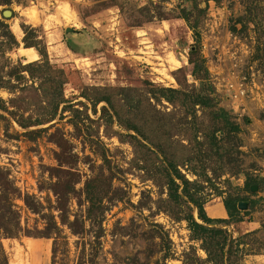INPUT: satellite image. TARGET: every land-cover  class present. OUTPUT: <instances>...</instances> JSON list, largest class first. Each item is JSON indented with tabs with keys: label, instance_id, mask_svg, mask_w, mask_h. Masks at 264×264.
Instances as JSON below:
<instances>
[{
	"label": "rangeland",
	"instance_id": "rangeland-1",
	"mask_svg": "<svg viewBox=\"0 0 264 264\" xmlns=\"http://www.w3.org/2000/svg\"><path fill=\"white\" fill-rule=\"evenodd\" d=\"M197 1L200 6L208 3L198 20L200 51L219 104L236 116L241 129L231 135L217 131L219 146L211 148L204 136L214 126L207 108L196 107V135L203 141L197 144L188 119L190 112L185 113L177 102L157 107L169 113L171 130L186 143L179 149L199 157L212 178L213 184L203 182L208 214L227 215L216 188L257 200L248 213L244 210L249 203L240 208L243 220L226 227L234 236L245 233L237 264H264V30L257 42L253 23L244 17V0ZM260 4L264 7V0ZM180 6L191 7L192 0H0L1 61L10 58L26 62L40 57L35 46L26 47L22 41L23 24L32 27L33 35L42 38L40 44H45L50 61L67 73V102L83 108L78 100L84 101L85 111L92 118L85 117L77 128L66 110L61 117L38 125L48 128L35 138H28L11 120L4 131L6 121L0 118V166L22 194L32 195L47 208L56 203L52 188L57 177L65 180L77 176L57 168L60 158L64 167L79 176L76 191L69 198L72 211L82 214L86 205L84 180L98 171L111 177V188L103 185L107 192L119 196L106 201L109 206L100 221L85 222V231L73 234L63 225L64 236L56 240L59 249L54 255L52 237L1 236L9 264H184L186 252L194 250L205 256L198 241L189 238L186 220L179 217L186 208L167 199L164 178L149 163V155L138 153L123 135L134 131L98 117L105 102L97 103L94 111L80 96L86 85L135 87L127 91L128 97H136L151 83L178 88L197 85L188 62L189 47L194 42L192 30L183 18L175 16ZM6 9L11 14H5ZM27 11L38 14L39 20L29 21ZM262 18L264 26V15ZM7 28L17 43L9 44L4 34ZM0 94L5 98L9 95L4 89ZM242 116L248 120L243 121ZM92 146L103 150L108 161L104 162ZM237 167L262 177L255 190L243 187L244 173L227 172ZM228 177L230 183L224 182L222 178ZM13 202L23 225L33 231L35 226H43L44 219L21 197L13 198ZM33 241L36 246L31 248ZM90 251H94L93 256Z\"/></svg>",
	"mask_w": 264,
	"mask_h": 264
},
{
	"label": "trees",
	"instance_id": "trees-1",
	"mask_svg": "<svg viewBox=\"0 0 264 264\" xmlns=\"http://www.w3.org/2000/svg\"><path fill=\"white\" fill-rule=\"evenodd\" d=\"M7 1L4 0V2ZM207 5L206 2L204 6H200L197 0H192L191 7L180 6L179 12L175 15L183 18L192 30L194 42L189 47L188 62L191 64L190 72L195 79H198L197 85L191 84L190 87L178 88L151 83L146 89L139 91L136 97L132 95L128 97L127 94L129 90H136L133 86L86 85L81 89L80 96L90 102L94 111L97 103L105 102L107 105H101V113L98 117H103L108 123L114 120L124 129L134 131V133L126 132L123 135L129 137V142L138 153L149 155V163L156 167L164 178L167 199L179 208L182 206L186 208L179 217L186 220L189 238L198 241V246L205 252V256H199L194 250L186 252L182 258L183 263L237 264V254L244 245L245 233L234 236L226 224L243 220V214L238 207L239 200L249 203V208L244 210V214L255 206L257 200L216 188L217 194L222 196L227 215L210 216L205 208L207 197L203 182L209 181L213 184L212 178L204 171L205 167L199 157H196L192 151L179 149L186 147V143L178 138L177 132L171 130L173 124L168 117L169 113L157 107V104H164V102L170 104L177 102L183 106L185 113L190 112L191 116L188 119L194 128L192 136L197 144H203V141L196 135V107L207 108L214 126L204 132V136L211 148L219 146L217 131L231 135L241 129L236 116L219 104L216 87L210 78L209 68L205 64V56L200 51L198 20L200 13L205 12ZM244 8V17L253 23L254 30L258 33H256L257 42H259V32L264 30L262 24L264 7L260 4V0H244ZM0 23H3L1 18ZM23 30V44L26 47L35 46L40 57L26 62L20 59L16 61L10 58L5 61L0 59V89L9 93L6 98L0 94V118L6 121L4 131L7 132V125L11 120L23 128L24 135L35 138L48 128V126L38 125L50 122L56 116L61 117L66 110L70 111V121L77 128L81 127L85 117L92 120L85 111L87 104L84 101L78 100L83 108L67 102L64 95L67 73L63 67L50 61L45 44H40L43 41L42 38H36L33 35L32 27L23 24ZM4 34L10 45L17 43L10 29L4 30ZM242 120L246 121L248 117L242 116ZM55 141L61 147V142ZM93 149L99 152L104 162L108 161L103 150L98 151L95 147ZM150 153H153V156H150ZM57 157L59 159V155ZM61 161L63 160L60 158L57 166L59 170L68 174H77V176L65 180L60 176L57 177L54 181L56 187L52 188L56 195V203L48 208L41 202L34 201L32 195L22 194L8 177V172L0 166V238L1 236L20 237L22 234L52 237L54 255L59 249V243L56 240L64 236L61 234L63 225H66L73 234L81 233L86 230L87 220L100 221L109 206L106 201L110 202L114 197H119L109 194L103 187L106 184L111 188V177L98 171L84 180L82 193L86 205L82 214L72 211L69 198L70 194L76 191L75 183L79 180V176L74 170L64 167ZM144 166L147 167L148 164ZM227 172L230 175L244 173L243 187L245 188H250L253 183L259 184L262 180L261 176L251 175L240 167ZM188 173L192 177H189ZM222 179L230 183L229 177ZM17 196L21 197L32 211L40 214L44 219L42 227L35 226L33 231L21 223L19 210L13 202V198ZM45 208L47 210H44ZM54 209L57 210L56 213L53 212ZM90 253L93 256L94 251ZM0 264H9L8 254L1 240Z\"/></svg>",
	"mask_w": 264,
	"mask_h": 264
},
{
	"label": "bare ground",
	"instance_id": "bare-ground-1",
	"mask_svg": "<svg viewBox=\"0 0 264 264\" xmlns=\"http://www.w3.org/2000/svg\"><path fill=\"white\" fill-rule=\"evenodd\" d=\"M34 11V10H33ZM33 11H31V12H28L27 11V13H26V17H27V19L29 20V21H32V22H34V23H36L39 19V17L37 16V15H35L36 13H33ZM20 28H19V24L17 23V25L15 26V30L16 31H18ZM27 49H25V50H22V52H24V51H26ZM36 246V243H35V241H33L31 244H30V247L31 248H34Z\"/></svg>",
	"mask_w": 264,
	"mask_h": 264
},
{
	"label": "water",
	"instance_id": "water-1",
	"mask_svg": "<svg viewBox=\"0 0 264 264\" xmlns=\"http://www.w3.org/2000/svg\"><path fill=\"white\" fill-rule=\"evenodd\" d=\"M4 13L5 14H11V11L9 9H6L4 11ZM256 188H257V184L253 183V184L250 185V189L251 190H255ZM247 204H248V201H244V200H239L238 201V207L239 208H241V207L245 208L247 206Z\"/></svg>",
	"mask_w": 264,
	"mask_h": 264
},
{
	"label": "crops",
	"instance_id": "crops-1",
	"mask_svg": "<svg viewBox=\"0 0 264 264\" xmlns=\"http://www.w3.org/2000/svg\"><path fill=\"white\" fill-rule=\"evenodd\" d=\"M38 52V51H37ZM210 215V214H209ZM210 216H212V215H210Z\"/></svg>",
	"mask_w": 264,
	"mask_h": 264
}]
</instances>
